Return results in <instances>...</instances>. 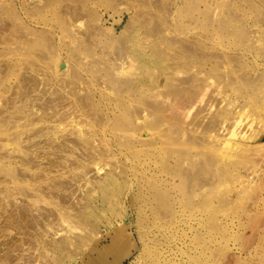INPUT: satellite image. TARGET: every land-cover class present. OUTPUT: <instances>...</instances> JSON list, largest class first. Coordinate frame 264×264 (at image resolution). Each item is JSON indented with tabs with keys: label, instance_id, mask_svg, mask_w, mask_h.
Returning a JSON list of instances; mask_svg holds the SVG:
<instances>
[{
	"label": "rangeland",
	"instance_id": "374dc122",
	"mask_svg": "<svg viewBox=\"0 0 264 264\" xmlns=\"http://www.w3.org/2000/svg\"><path fill=\"white\" fill-rule=\"evenodd\" d=\"M70 9H72L71 13ZM72 12L76 14H73L74 17ZM189 42L192 43L191 47ZM31 62L34 64H31L32 67L29 66ZM44 62L52 66L59 64L55 65L56 69L50 65L46 67ZM39 63L44 64V66L40 64L41 69ZM49 66L56 72H53L54 70L52 71ZM45 67L48 68L47 71ZM49 68L53 74L51 72L49 74ZM198 71L201 72L202 78ZM47 72L54 79L56 74L63 76L64 79L59 81L61 77L57 76L58 80L52 79L53 82L52 77L44 78ZM184 73L187 81L182 77ZM186 73H192L191 77L189 76L191 79ZM41 74V82L33 83L35 78L39 80ZM195 74H198V77ZM204 76L205 81L201 80ZM27 78L28 82L30 78L33 79L29 82L31 85L27 82ZM68 78L70 80H67ZM182 78L183 80L180 81ZM197 82L207 86V89L204 88L205 91L201 85V89L206 92L203 102L209 100L207 102L210 105L212 100L211 103H216H213L211 109V105L206 103L205 107L209 112L207 111V115L202 114L205 107L202 112H200L202 108L199 107L205 103H201L197 98L191 103L187 113L189 115L182 116L178 113V116L183 118L181 120L178 117L181 123L183 121L184 126L188 124L186 139L179 144L180 154L174 148L177 143L173 140L168 144L159 141L156 146L154 145L155 147L150 145L142 147L136 135L130 132L131 128L135 127L131 125L133 107L136 110L138 108L136 106H139L137 103L152 102L159 98L163 89H172L175 85H180L177 88L184 86L186 88L188 85L189 88V85L198 86ZM46 83L48 84L45 85ZM34 84L38 87L32 88ZM56 85L61 86L56 87ZM70 85L75 89L73 90ZM48 86L55 87L56 89H52V92H55L50 93ZM66 87L71 91L69 92ZM57 89L62 90L63 96L66 91V98L68 95V98L72 100L74 98L78 102L79 105L75 107L78 113L76 111L75 116L74 113L72 114L75 118L78 117L77 114L80 115L76 118L78 126L85 124L84 131L90 129L92 135L99 137L105 134L106 137L103 138L108 139L105 143L108 145H103V141L98 137L91 144L97 143L95 145L99 146V149L105 146L104 150L108 148L106 146L111 145L110 151L112 150L111 152L121 159V166L125 169L120 167L116 169L114 158H109V164L107 162L102 169L91 167L89 175L95 179L103 177L108 169L115 173L104 187L84 180L83 189L89 188L88 193L94 196V202L88 204L86 208L78 186L81 181L73 184L75 193L72 206H67L68 214L82 218V215L95 211L96 214L91 220L98 229V236L88 242V246H83L84 242L75 237L74 245L69 246L66 245V242H69L68 237H65L68 229L62 227L56 236L50 234L49 228L47 238L59 239L61 236L62 242L58 243V247L49 243L46 245L45 264H87V259L96 254L88 255L86 250L89 248L92 250L94 247L97 251L98 248L109 244L111 233H114L115 228L123 229L125 236L133 241L136 239L137 243L120 264H264V181H262L264 179L253 173L261 160L262 149L256 146L257 141L248 139V136L251 135V138L257 132L253 128H259L260 131V127L264 124L260 122L262 115L259 116V120L254 116H258V112L264 114V0H0V119L4 123V118H13L10 123L8 122L10 129L7 130L11 133L10 136L14 135L16 132L14 129L18 126L12 123L22 124L23 119H26L24 113L19 111L22 107L21 109L18 107L25 103L28 96L31 100L35 97V100H32L34 106L26 109V112H30V118L50 117L52 113L58 114L59 118L66 116L67 111H71L68 107L72 102L69 103L70 101L64 98L68 105L60 104L64 99L63 96L60 98L61 93ZM72 90L77 94H72ZM37 91L46 95L47 99H44V95L41 99L42 96L40 93L38 95ZM59 93L60 97H57ZM53 94L61 99L60 102ZM48 97L55 98L58 107L55 103L54 108L52 102L56 101H53V98L47 101ZM46 102H50L51 106L53 104L52 108ZM130 102L133 105L129 115L130 109L128 110L127 106L131 108ZM78 106L82 111L77 109ZM240 107L249 109L252 113L248 112L251 117L248 116L250 119L247 118L245 122L249 126L243 124L246 118L244 116L241 119L242 123L240 121L237 124V128L245 125L241 126V130L244 131L245 136L248 134L246 144L243 143L246 146L240 147L243 148L242 151L239 152L238 150H241L239 148L236 150V146L221 145L220 147L219 142L213 143L211 139L203 138L198 134L200 130H197L196 125L200 122L206 125L208 117L221 111L228 116V110L237 111ZM17 109L19 112L15 111ZM83 110L86 114H90L86 115ZM14 113L18 117L12 116ZM15 117L18 118L17 121ZM93 118L97 120L94 121ZM100 119L102 122L99 121ZM253 119L255 123L258 121V127H255L257 124L253 123ZM68 120L66 122L62 120L64 122H60V127L72 130L71 121L69 120V124ZM179 121L174 122L178 131L183 128ZM1 122L0 128H4L5 125ZM136 124L139 126V123ZM77 125L75 127H78ZM192 125L195 128H192ZM251 125L255 126L251 127ZM245 128L251 131L245 132ZM194 129L197 131L195 132ZM2 132L0 131V155H5L6 150L1 145L6 142L4 137L6 138L7 135ZM42 137L40 136L39 139L37 136L36 140L34 137L33 141L39 140L38 146L40 145V151L42 149L43 157L41 164L47 165L46 160L51 158L52 161L56 152L50 154L52 157L46 155L47 152L44 153L45 149L41 145L45 143V139ZM61 140V135L56 138V141ZM248 141L251 145L257 144L251 147ZM28 144L27 139L22 141L23 148ZM9 145L14 146L12 143ZM158 145H161L160 150ZM31 148L34 150L35 146ZM69 148L59 150L54 159L58 157L61 161L67 156L65 153L70 152ZM80 148L78 146L77 149ZM16 150L18 151V148ZM16 150L13 159L16 160L15 168L20 169L19 165L24 167L19 161V154L21 155L22 152ZM28 150L31 156H36L35 150ZM76 150L75 155L78 151L79 154L84 153L82 148ZM152 152L154 156H150ZM67 158H70V155ZM147 158L149 160L152 158L153 163L150 161L149 166L145 164L142 168L141 161L145 159L149 161ZM58 159L55 161L59 164ZM179 160H182L179 171L171 176L169 171L165 170H170L179 163ZM142 169L148 171L145 180ZM1 172L0 177L4 178L5 172L0 169ZM72 191L67 189L66 193ZM104 194L106 197L100 200ZM20 196L18 195L16 199L19 203L28 202L27 197ZM41 204L48 208V205ZM157 206L160 209H157ZM4 216L0 217V224L3 226L7 220L6 214ZM63 224L62 226L67 225ZM9 227L8 231L5 228H3L4 232L0 230V244L4 245H0V248L2 247L0 254L8 244L12 243L9 237L27 239L29 236V232L24 233L22 230L23 232L19 234L18 229L11 230L12 227ZM73 232L78 230L75 229ZM117 238L119 241L128 240ZM25 244L22 245L23 249ZM144 244L147 248L143 246ZM75 245L76 248L71 249ZM26 247L29 249L22 250L23 253L36 251L33 247L30 248L28 243ZM11 253L16 254L13 251ZM111 255L110 251L105 254L106 258H111Z\"/></svg>",
	"mask_w": 264,
	"mask_h": 264
},
{
	"label": "bare ground",
	"instance_id": "6f19581e",
	"mask_svg": "<svg viewBox=\"0 0 264 264\" xmlns=\"http://www.w3.org/2000/svg\"><path fill=\"white\" fill-rule=\"evenodd\" d=\"M138 4H139V2H138ZM163 6L161 7L162 9H163ZM161 8H160V10H161ZM72 9H73V7H72ZM72 9H70V13H71ZM75 12H77V11H75ZM75 12H72V16L73 17H74V15H76V14H74ZM233 14H235V12ZM191 44L192 43H190V47H191ZM187 58H189V56ZM188 60L190 61L191 59H188ZM57 62H58V60H57ZM33 63H37V62L33 61ZM33 63L31 62L29 66L32 67V65H34ZM59 63H60V61H59ZM59 63H57V64H59ZM40 64H42V63H39V65H38L39 67H40ZM57 64H55V65L57 66ZM124 64H125V62H124ZM42 65L44 66V64H42ZM42 65H41V67H42ZM48 65H50V63ZM48 65H46V63H45L46 67H48ZM55 65L52 66V64H51L50 66L55 68L56 67ZM60 65H62V62L60 63ZM41 67L39 69H41ZM46 67L44 69H46V71H47L48 68H46ZM50 68L48 70L49 74H50V72L52 73L53 70H54L53 72H56L55 69L51 68L52 69V71H51ZM30 69H32V68H30ZM44 69L42 68V70H44ZM56 69H57V67H56ZM63 70H65V68ZM48 72H47L46 76H44V75L43 76H44V78L46 77V79H47V77H48V79H50V77H52L51 81H53L55 79L58 80V78L61 77L58 74H56V78L54 79L53 76H49L48 75ZM39 73H37V74H39ZM43 73L45 74V72H43ZM57 73H58V71H57ZM197 73L200 74L201 72L198 71ZM186 74H187L186 75L187 77L192 75V73L191 74L190 73H186ZM197 75L195 74L196 77H198ZM29 76H31V74H29ZM57 76H59V77H57ZM199 76H201L200 78H202L201 74ZM35 77H36V74H35ZM54 77H55V75H54ZM182 77H184V81H187V80H185L186 79L185 73H184V75ZM28 78H27V82H28ZM62 78H63V76L61 77V79H59V81H61ZM40 79L42 80V74H41V77L39 76V80H37V78H35L34 81H32V82L39 84L41 82ZM71 79H72V76H71ZM175 79H177V77ZM23 80H25V79H23ZM31 80H33V79L30 78L29 82ZM67 80H70V79L68 78ZM67 80H65V81H67ZM182 80H183V78L180 81H182ZM201 80L205 81V76ZM197 83L199 84L200 82H197ZM47 84L48 83H46L45 85H47ZM193 84H196V83H193ZM25 85H26V83H25ZM45 85H44V87H46ZM72 85H70V86H72ZM199 85L198 86H190L189 85V88H187L188 85H186V88H185L184 85H183L184 87L181 85V87H183V88H177L180 85L179 86L175 85L176 87L173 86L175 88H173V87H172V89H168L167 88L168 90H164L163 89V91H161L160 94H159V98L154 99L152 102H147L145 100L146 102H141V104L137 103L140 106V108H139V106H136V108L138 107L136 110H135L134 107H133L134 110H132L133 103L131 104V102H130L131 108H130V106L129 107L127 106V108H128V110L130 109L129 110L130 111L129 115L131 113V110L133 111V113L131 114V119H132L133 123L131 125L135 126V127L131 128L132 131H130V132H132L134 135H136V137L139 139V143H140V145L142 147L144 145L145 146L146 145H150V147L154 146V145L156 146L157 145L156 143H158L159 141H162L164 144L165 143L168 144L169 141L173 140V141H176V143H177L174 148L177 149L178 154H180L179 150H180L181 146H179V144L181 142H183L184 139H186V134L188 132V124H186V122H185L186 126H184V124H182L184 122L182 121V123H181V120L183 118L181 116H178V113L180 115L182 114V116L184 114V116H185L188 113L189 108L191 107V103H193L194 100L196 101L197 98L199 99L198 101H200L201 103H205V104H202V105L198 104V105H201L200 107L199 106L198 107L200 109L202 108V110L200 112H202L203 108L205 106H207V104L209 103V102H207L209 100L203 102L204 92L206 91L204 88H206L207 86L206 85L203 86L204 85L203 83L199 84ZM201 85L203 86L202 88L205 91H203L201 89ZM36 86L37 85H35L32 88H35ZM57 86L58 85H56V87ZM59 86H61V85H59ZM24 88L26 89V87H24ZM199 88L203 92H201V90ZM52 89H56V88L55 87L54 88L53 87H49V90L51 91L50 93H54L55 92L54 90H53L54 92H52ZM64 89H65V87H64ZM74 89L75 88L73 87V90ZM31 90H33V89H31ZM34 90H36V89H34ZM57 90H56V92H57ZM59 90H58V92L61 93V97H60V93L58 94L59 96H57L56 94L55 95L57 97L62 98V96H63V93L61 92L62 90H60V91ZM67 90L69 91L68 88H67ZM42 91H43V89H41V92ZM44 91H46V94H47V90L45 89ZM70 91H71V89H70ZM41 92L39 91L38 95L40 93V95L42 96L41 97V99H42L44 94H42ZM74 92H76V91H73L72 94ZM65 93H66V91H65ZM65 93H64V96H63L62 99L66 98L65 97L66 96ZM76 94L77 93H74V95H76ZM50 95H52V94H50ZM47 96H49V95H47ZM53 96H54V94H53ZM56 96H54V97L57 98ZM38 97L40 98V96H38ZM44 97H45L44 99H47L46 95H44ZM77 97H79V96H77ZM28 98H29V96H28ZM28 98L25 99L26 100L25 103L21 104L19 107L16 105L18 108L22 107V109L20 108L21 110L17 109L15 111H18V110L22 111L24 113V117L26 119H23L24 122L22 124H20V123L18 124L17 122L11 121V122H13L12 124L18 125L17 127H15V125H13L15 128H17V129H14V130H16L14 135L10 136L11 133L9 132L10 133L9 134L8 130H7V129H10V127L8 126V125H10L9 121L13 120V118L12 119H5L4 118V121H3L4 123H2L1 119H0V122L5 125L4 128L1 127V128H3L2 130L0 128V131H3L2 133L7 135L6 138L4 137V139H6V142L1 145V146H3L2 148L6 150L5 155H2V154L0 155V169L3 172H5L4 175H3L4 178L0 177L1 178L0 182L3 183V184L1 183L2 188L0 189V201H1L0 202V217L2 215L4 216V214H6L7 220L4 218L5 217L4 216L3 218H4V220H6V222H5L4 226L0 224V230L2 232H4L3 228H5L7 230V228L10 226V227L13 228V229L11 228V230L18 229V231H20V232H18L17 230L16 231L19 234L23 232L22 230H24V233H28L29 232V236L27 237V239L24 238V237L14 238V236H13V238H12V237L8 236L9 238L12 239V243L8 244L9 246L6 244L7 245L6 249L2 250V252L0 254V264H45L46 263V245L49 243L50 245H52L54 247H58V243L60 242V244H61V242H62V240H61L62 237L61 236H60L59 239H56L55 237L47 238V235L49 234V232H48L49 228L51 229L50 230V234H53V235L54 234L56 235L59 232L58 230L62 229V227H64L65 229H68L67 230L68 233L65 235V237H68L67 240L69 242H66V245H69V246L74 245V243H75L74 239H75V237H77L79 240H82L84 242L83 246H88V242L92 241L93 239H96V236H98V234H97L98 229L96 228L95 224L91 220L92 217L94 216V214H96V213L94 211V212H90V213L84 214V215H82V218L80 216H76V218H75L74 216L68 214L67 206H72L71 203L73 201L74 193H75V188H74L73 184L76 183V182L81 181V184L79 182L78 186H79V189L81 190V193H82L81 194V198L84 199V201H85L84 202V208H86L88 206V204L91 205L92 202H94V196L90 195L88 193V189H89L88 187H87L88 189H86V190L83 189V186L85 185L84 184L85 183L84 180L90 182L91 184L92 183H96L99 186L104 187V184L115 173L113 170H109L108 169V171H105V173L103 174V177L100 176L99 179H95V178H92L89 175L91 167H94V168H97V169H102L103 167H105V165H107V162L109 161L108 160L109 158H112V159L114 158L115 160L113 159V161H115L114 163L116 164L115 168L116 169H117V167L124 168L123 166H121L122 165L121 159L118 158L116 154H113L111 152L112 150L110 151L109 147L111 145L106 146V148L107 147L108 148L105 149V150H104L105 146H104V148L100 147L101 149H99V146L97 147V145H95L97 143L91 144V143H93V140L96 139V137H98V136L97 135L96 136L92 135V133L90 132V129L87 130V131H84L85 128L83 129V127L85 126V124H84L85 122L83 123L84 126H80V125L78 126L76 124V123H78V120L76 118L80 117V115L77 114L78 117H76V118L74 117L75 114H76V111H77V110H75V107H77V105H79V104H78V102H76V100H74L73 95H72V98H73L74 101L71 98H68V95H67L66 99H68L70 101L69 103L72 102L70 107H68V109L71 110V111H67L68 114H67V112H65L67 115L66 116L64 115L65 117L62 116L63 118L62 117L59 118L58 114H53V113H52V116H50V117H45L43 115L44 118H40V117L37 118L38 116L37 117L35 116L36 117V118L34 117L35 119L33 117L30 118V116H29L30 112H26V109L27 108L29 109L30 107L32 108L34 106V102L33 101L35 100V97H34V100L32 99L33 101L31 99H28ZM30 98H32V97H30ZM39 98H37V99H39ZM52 98L48 97L47 101H51ZM55 98H53V101L55 100ZM77 99H79V98H77ZM80 99H81V97H80ZM28 100L29 101L31 100L33 103H31V101L29 102ZM56 100L59 101L61 99L57 98ZM64 100H62L63 103H60V104H67L68 105V102H66V100L65 101ZM57 101L56 102H52L54 104V106L52 104V106L54 108H55L56 105H57L56 107H58V104H57L58 102ZM22 102H24V100ZM36 102H38V100ZM211 102H212V100H211ZM211 102H210L211 106L208 104L210 106V109H211L213 103L214 104L216 103V102H213V103H211ZM46 103L48 105H50L49 104L50 102H46ZM55 103H56V105H55ZM80 105H82V104H80ZM52 106H51V108H52ZM199 108H198V110H199ZM229 108H231V107H229ZM241 108H243V107H240V109H238L237 111H236V109L233 110V111L232 110H228V112H227L228 116L226 115V113H224L222 111L218 112L216 114L213 113L214 115L212 117L210 116L211 118L210 117H208L209 119L207 118L208 122L206 123V125H204L202 122H200L201 124L199 123V125H196V128L198 127L197 130L198 131L200 130V132L198 134L201 135L203 138H206V139H209V140L211 139V141L213 143H218L219 142V146L220 147H221V145H222V147H226V146L227 147H234V146H236L237 147V149L235 147L236 150H238V148H239L241 150H238V151L239 152L242 151V149L246 146L245 145L246 144L245 140H247L248 134L246 133L247 136H245V134H243L244 131L242 132L241 126H245L246 125L245 122H246L248 116L251 117L252 113H251V111H249V109H241ZM77 109L79 110L80 107L78 106ZM88 109H89V107H88ZM205 109H207V108L205 107ZM205 109H204V112H202V114L203 113H205V114L207 113L208 109L206 111H205ZM63 110L65 111L66 109H63ZM254 110H256V109H254ZM7 111H8V109H7ZM60 111H61V109H60ZM248 112H250L251 114L250 113L248 114ZM15 113L12 114V116L13 115L16 116L17 113L16 114ZM73 113H74V116H72ZM77 113H78V111H77ZM83 113H85V111ZM87 114L89 115L90 113H87ZM205 114H204V116L207 115V114L206 115ZM50 115H51V113H50ZM82 115L83 114H81V116ZM187 115H189V114H187ZM7 116H11V115H7ZM90 116H93V115H90ZM242 116L246 117V118H244L245 120H243V122H244L243 124H245V125H240V128L239 127L237 128V124H239L240 121H241L240 123H242V120H241V119H243ZM254 116L256 117V119L259 120V116L264 117V114H259V112H258V116L257 115H254ZM5 117H6V115H5ZM16 117H18V116H16ZM16 117H15V119H16ZM66 117H67L66 120H68L70 118L69 120L71 122L68 120L67 123L70 122L72 124V127H73L72 130H68L69 128L67 127L68 128L67 129L68 131H67L65 129V127H64V129L60 127V124H61L60 122H62V120H64L66 122V120H65ZM97 117H99V116H97ZM100 117L102 119L101 115H100ZM178 117H180L181 120ZM252 117H253V115H252ZM261 117H260V119H262V120H260V122L261 121L264 122V118H261ZM20 118H21V115H20ZM82 118H79V119L82 120ZM15 119H14V121H15ZM17 119H16V121H17ZM93 119H94V121L97 120L96 118H93ZM101 119L99 121H101ZM184 119H186V118H184ZM238 119H240V120H238ZM248 119H250V118H248ZM23 120H21V121H23ZM175 120H177V121L180 120L179 121V123L181 124L180 126L183 127V128H180V131H178L179 129L174 124ZM202 120H204V119H202ZM184 121H186V120H184ZM255 122H254V119H253V123L257 124V126L251 125V127H254V126L258 127V121H257V123H255ZM97 123H99V122L97 121ZM136 123H139V126ZM249 123L251 124V121ZM12 124H11V126H12ZM37 124H39V125L37 126ZM83 124H81V125H83ZM75 125H77L78 127H75ZM259 125H261V123H259ZM19 126H21V127H19ZM246 126H249V125H246ZM11 128H13V127H11ZM192 128H195V127L192 125ZM238 129H239V131H238ZM258 129L253 128V130L254 131L257 130V132L251 138H250L251 135L248 136L249 137L248 139L249 140L252 139V140L257 141V143H258V144L256 143L257 145L253 144V143L252 144L254 146L256 145L258 148L262 149L260 151L261 152V155H260L261 156V160L257 164L256 168H254V166L252 168L255 169L253 171V173H255V174L257 173L259 175L258 177H261L262 179H264V124H262V126L260 127V129H261L260 131H258ZM65 130H66V133L64 132ZM194 130H195V132L197 131L196 129H194ZM244 130H245V132H247L246 130H248V129L245 128ZM249 130L251 131V129H249ZM253 130H252V132H253ZM5 131H6V133H5ZM95 131H97V130H95ZM119 131H120V129L118 130V134L120 136ZM67 132H69V133H67ZM241 132H242L243 135L240 134ZM23 133H24V135L26 134L27 137L24 136ZM72 134H75V135L73 136ZM60 135L62 137V140L61 141H56V138H59ZM99 135H100V133H99ZM104 135L103 136H99L98 139L100 141H103V145H108V143L105 144L108 141V139L107 138H106L107 140L104 139L103 137H106ZM37 136H39V139H40V136H43L42 139L43 138L45 139V143L43 145H41V146L43 147V149H45L44 153L47 152V153H45L46 155L50 156V154L56 152L55 153L56 155L55 154H53V155L57 156V154H58L57 152L59 150L63 151V150L68 149V147H70L69 148L70 152L65 153V156L66 155L67 156L70 155V158H67V156H66L65 158H62V160L60 161V159H58V157H57L55 159H58L60 161V163L58 164V162H56L55 159H54L55 156H53L52 161L50 160L51 159L50 157H52V156H50L49 157L50 159L46 160L47 161V165L46 164L45 165L41 164L42 160H43L42 159L43 157H42V154H41L42 149L40 151V147H39L40 145L38 146L39 140L38 141H33L34 140L33 138L35 137V140H36ZM175 136H177V137H175ZM173 137H175V138H173ZM26 139H27V141H29V144L26 145L25 148H23L22 141H24ZM9 143L14 144V146L13 147L10 146L11 144L9 145ZM109 143H111V142H109ZM243 143H245V144L243 145ZM248 143H249V141H248ZM250 143H249V145H251ZM70 144H71V146H70ZM80 145H82L81 148H82L84 153H82L83 154L82 155L81 152L79 154V151H78V154L75 155L74 151L78 148V146L80 148ZM242 145H243V148H240ZM253 145H251V147H254ZM31 146H35L34 150L36 152V156H33V155L31 156V152H29V150H28V149H31L32 151H34L31 148ZM95 146L98 148L97 150H96ZM160 146L158 145L159 150L161 148ZM135 147H136V145H135ZM138 147H139V145H138ZM16 148H18V151L16 150ZM81 148L77 149V150H81ZM102 148H103V150H102ZM249 148H250V146H249ZM155 149H157V148H155ZM15 150H16V152H19V150H20V152H22L21 155L19 154V157H20L19 161L22 163V165L24 167H21L19 165L20 169L15 168V164L16 163H14V162H16V160L13 159V158H15L14 157ZM98 150H102V151H98ZM157 151H158V149H157ZM150 152H151V150H150ZM150 154H152L150 156H154L153 152L150 153ZM123 155H124V153H123ZM39 157L41 158V160H40ZM44 157H45V155H44ZM138 157H139V155H138ZM146 157H148V156H146ZM16 158H17V156H16ZM257 159H258V156H257ZM125 160H128V159H125ZM143 161H141L142 164H143L142 168L145 167V164H148V163L150 164V161H151V163H153L152 158H150L149 161H147L146 159L143 160ZM155 161L156 160H154V162ZM181 161L182 160H179L178 164H176L173 167H171L170 170H165V171H169L170 175L173 176L175 173H177L179 171V167L182 164ZM48 162H50V163H48ZM156 163H154V164L156 165ZM108 164H109V162H108ZM149 164H148V166H149ZM154 164H152V166ZM127 165L130 166V164H127ZM16 166L18 167V165H16ZM157 166H159V165L157 164ZM147 168H149V167H147ZM159 168H161V167H159ZM252 168L250 167V169H252ZM149 170H150V168H149ZM160 172H163V171H160ZM143 173H144V176H145V178H144V180H145L146 176H148V171L147 170L146 171L143 170ZM163 173H160V174H163ZM153 174H154V172H153ZM153 174H151V176ZM0 175H2V172L0 173ZM156 175L157 174H155V176ZM249 181H250V179H249ZM262 181H264V180H262ZM156 185H157V182H156ZM67 189H70V191L71 190H73V191L69 192V193H66ZM146 190H148V187L146 188ZM161 190H163V189H161ZM152 191H155V190H152ZM157 192L158 191H156L155 193L157 194ZM156 194H155V196H156ZM18 195H21L20 197H22V198H23V196H25V198L27 197L26 200H28V202L26 201L25 203L24 202L23 203L22 202L19 203L16 200ZM105 197H106L105 194L102 195V198H100V200H103V198H105ZM156 198H158V197H156ZM163 199H164V197H163ZM159 200H160V198H159ZM158 202H161V201H158ZM41 203H43L45 205H48L47 206L48 208L42 206ZM155 203L157 204V201ZM158 206L156 208L160 209V208H158ZM3 223H4V221H3ZM63 223H66L67 225L62 226V225H64ZM75 229L78 230V232H73V230H75ZM25 230H27V231L25 232ZM131 236L132 235L130 233V237ZM117 237H119V238L120 237L121 238H127L128 239V237L125 236L123 229L115 228L114 233H111V241H110L109 244L103 246L102 248H98L97 251H96V249L94 250V247H93L92 250H91V248L86 250L88 252V255H90L91 253H95L96 254V255H93L92 258L87 259V264H120V263H122L124 258L129 255L130 251L133 248L136 247L137 243H136V239H134V237H133L134 241L128 239V240H126V242L125 241H119ZM11 239L9 240V242L11 241ZM97 241H98V239H97ZM4 242H5V240H4ZM26 242L28 243L30 248L33 247L34 250H36V251L32 250L33 253H29V254L28 253L26 254L25 252L23 253L22 250L24 251V250H26L28 248V247H26L27 246ZM1 243H3V242H1ZM23 244H25V247H26V248L24 247V249L22 248ZM97 244H99V243H97ZM1 246H4V245H1ZM83 246H81V248ZM143 246L146 247L147 245L144 244ZM1 248H0V250H1ZM75 248H76V245L71 247V249H75ZM12 251L15 252L16 254L12 255V253H11ZM18 251H20L21 253L19 254ZM109 251L112 254L111 258H106L105 254L109 253Z\"/></svg>",
	"mask_w": 264,
	"mask_h": 264
}]
</instances>
